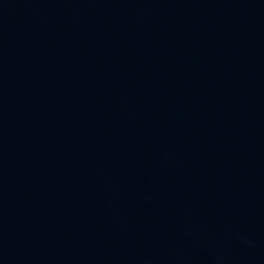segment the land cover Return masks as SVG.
Listing matches in <instances>:
<instances>
[{
    "label": "water",
    "instance_id": "95a60500",
    "mask_svg": "<svg viewBox=\"0 0 264 264\" xmlns=\"http://www.w3.org/2000/svg\"><path fill=\"white\" fill-rule=\"evenodd\" d=\"M0 264H264V0H0Z\"/></svg>",
    "mask_w": 264,
    "mask_h": 264
}]
</instances>
